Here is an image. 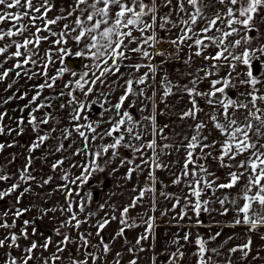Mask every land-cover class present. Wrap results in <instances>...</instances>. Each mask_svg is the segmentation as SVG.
Masks as SVG:
<instances>
[{
  "label": "snow or ice",
  "instance_id": "1",
  "mask_svg": "<svg viewBox=\"0 0 264 264\" xmlns=\"http://www.w3.org/2000/svg\"><path fill=\"white\" fill-rule=\"evenodd\" d=\"M55 7L53 0H0V85H4L0 93V138H3L0 139V155L17 147L25 150L21 153L25 157L22 167L10 171L0 165V201L15 198L14 203H8L0 211L2 264H123L120 251L109 261L113 248L102 235L113 221L120 225L113 241L123 237L129 243L126 230L144 227L135 244L127 247L131 256L128 264H140L139 254L144 252L151 253L149 264H185L189 255L185 243H193L191 227L203 226L201 216L213 213L218 216L231 213L232 220L225 226L243 227L244 240L221 251L236 239L235 235L228 236L216 247H209L222 232L210 233L207 238L197 233L195 251L191 253L194 264H220L216 257H224L226 264H234L233 254L237 253L241 261L252 260L259 264L264 260V256L254 250L253 242L256 235L264 240V0H70L53 18L49 13ZM61 22L60 31L53 30L52 26ZM44 42L51 46L41 51ZM70 42L79 48L75 53L68 47ZM161 43L170 44L173 50H161L158 47ZM132 44L136 47H130ZM185 48L188 53L182 62L189 69L188 83H175L165 73L159 88H153L163 64L173 56L179 60ZM210 48L215 49L214 54L208 51ZM130 53L138 54L139 59L147 63H132ZM71 55L88 59L89 71L78 74L71 70L65 59ZM156 57L162 58L159 64L153 63ZM195 58L203 59L205 65L192 70ZM209 60L211 64L207 63ZM57 63L61 67L49 75ZM125 66L132 71L123 85L116 84L123 94L115 103L111 101V88L108 92L99 91L97 99L88 101L97 91V84L107 83L105 77L119 74L118 79H123ZM142 68L147 71L141 73ZM225 68L227 72L221 75ZM65 74L73 79L64 82L56 93L57 82ZM90 74L92 79H89ZM21 80L24 81L22 86ZM205 81L209 88L200 91L199 85ZM241 88L244 91H240ZM46 90H51L48 95H45ZM150 90L151 96L148 95ZM9 92L11 94H7ZM157 95L161 102L173 95L181 100L188 98L190 106L178 115L182 121L193 122L188 126L191 135L186 133L176 143H160L168 138L164 135L165 129L157 126ZM56 100L62 101L58 105L60 110H67V124L62 129L61 120L52 111ZM19 101L26 102L21 105ZM128 101L131 103L125 108ZM145 101L152 102L153 114L143 117L150 121L151 132L146 126L138 130L140 120L129 110ZM13 104L14 107H7ZM97 104L102 110L101 119L92 121L86 113ZM144 110L141 108V113ZM201 113L206 119L200 117ZM105 122L110 127L101 131ZM50 124L55 126L47 127ZM209 124L218 133L211 140L212 132L205 133ZM29 130L33 134L31 143H21L20 138ZM73 134L83 141L81 147H74ZM148 135L152 139L147 140ZM106 138H110V142L96 145ZM49 140L56 143L49 145ZM169 148L175 150L177 160L165 164L161 156L171 155L165 151ZM181 150L184 153L182 166ZM37 151L42 155L37 157ZM58 153L62 155L51 163V170L61 172L60 179L64 183L58 185V190L66 193V205L46 208L33 203L20 207L34 183L42 187L54 179L49 175L38 181L33 174L35 160L46 163ZM78 155L86 156L88 162L71 165L81 168V174L75 176L63 165L70 156ZM102 157H107L103 166L99 163ZM18 158L16 153H10L8 165ZM209 158L217 161L219 167L229 169L227 182L221 183V177L210 169ZM116 161L113 174L126 168L124 181L131 182L135 174L137 181L144 176V183L133 185L130 203L116 207L106 202L99 206L101 210L110 209L103 217L93 223L98 212H89L82 220L80 216L85 213L92 195L87 193L77 205L74 197H79L80 192L71 186L82 187L90 177L103 173ZM174 166L178 171H172ZM158 171L170 172L171 186L180 187L181 191L187 189V193L181 196L166 191L168 185L159 180ZM158 196L172 201L171 208L161 211V216L179 208V213L172 217L179 222L176 226L181 228L185 220L189 222L186 228H181L184 235L174 233L159 252L153 236ZM137 208L142 209L138 213L139 220L130 214ZM33 209L36 216L25 218ZM57 211L63 219L53 229L54 236L59 237L54 239L39 232L36 221H43L50 212ZM192 217H195V225H192ZM83 224L95 228V233L81 232ZM93 239L97 241L95 244ZM150 240L152 243L145 247V242ZM21 241L27 244L22 245Z\"/></svg>",
  "mask_w": 264,
  "mask_h": 264
},
{
  "label": "rangeland",
  "instance_id": "2",
  "mask_svg": "<svg viewBox=\"0 0 264 264\" xmlns=\"http://www.w3.org/2000/svg\"><path fill=\"white\" fill-rule=\"evenodd\" d=\"M55 4V9L49 13L51 17H55L56 15L59 14V9L61 7L67 6V4L70 2V0H53ZM218 7V5H217ZM63 22L59 25L52 26L53 30L55 31H60V28L62 27ZM47 35V33H45ZM134 35H139V33H134ZM162 35L167 36L168 33H163ZM174 35V34H173ZM50 39H55L54 37H51ZM51 45L48 42H44L41 47V51L49 48ZM68 47L70 48L72 53H75V51H78L79 48L75 46L74 42H70ZM130 47L135 48L136 45L132 44ZM161 50H169L172 51V46L167 43H161L158 46ZM209 52H212L214 54L215 49H209ZM188 53V49H184V53L180 55V59L177 60L175 56H173L170 60H168L167 63L163 64L162 70L159 71L156 74L155 77V84H153V88L158 89L159 88V83L161 80V77L167 73L168 77L175 83L179 84H187L188 83V78H187V72L189 69H187L186 65L182 62L184 59H186V54ZM70 57H76L75 55H71ZM131 62L136 63H147V61H142L139 59L138 54H131ZM161 57H156L153 61L155 64H159L161 61ZM81 60V68L80 70L76 71L78 74L82 73L84 71H89V69L86 67V65H89L91 62L88 59H82ZM126 65L128 64V61L124 62ZM208 64H211L212 61L209 60L207 61ZM205 65V61L201 58H195L192 64V70L201 68ZM61 67L59 63L53 66L52 70L50 71L49 75L54 74L55 69ZM132 71L131 67L125 66L122 68V72L124 74L123 79H118L119 74L117 75H109L105 77L107 83L105 85H100L97 84L95 87L97 89L96 92L92 93L88 97V101H92L98 98V92L99 91H105L108 92L109 88L112 89L110 93L111 101L112 103H115L118 100V97L123 94L122 88L116 87V84L119 83L120 85H123L124 79L128 78V74ZM147 71L146 68L141 69V73ZM227 72V69L225 68L221 75ZM97 75H99V72H96ZM202 75V74H201ZM93 77L89 76V79H92ZM215 78V77H213ZM73 79L70 74H65L62 80L57 82L56 86V93H58L62 88H63V83ZM40 81H33L32 83H39ZM20 85H24V81H20ZM3 87L4 85H0V93L3 92ZM209 88V84L207 81L202 82L199 85L200 91H207ZM51 90H46L45 95H48ZM240 91H244L243 88L240 89ZM7 94H11L10 92ZM235 95H238L239 93H234ZM77 95H81L80 93H77ZM148 95L151 96L152 92L151 90L148 92ZM30 98V97H29ZM99 99H103V97H100ZM135 99V97H133ZM64 100H67V97L64 98ZM26 101H19V104H23ZM61 100H56L54 103L56 107L52 110L55 115H57L58 119L61 120V124L59 127L62 129L66 124H67V110H60L58 108L59 103H61ZM131 103V101L126 102L125 108L128 107V104ZM151 101H145L144 104H136L135 108L129 109L134 113V115L140 120V125H138V130H143V128L146 126L148 128V131L151 132V123L150 121H145L143 117L149 116L150 114H153L152 108H151ZM155 103L157 105L156 107V115H157V126L158 127H163L165 129L164 135L168 138L167 140H161L160 143H176L180 141L183 136L187 133L188 135H191V131L189 129V125L192 124L193 122L190 120H180L178 113L185 109L186 107H189L190 105L188 104V98L185 96L183 100L180 99L178 95H173L170 96L166 99V101L161 102L160 101V96L157 95L155 97ZM15 104L9 105L7 107L11 108L14 107ZM201 106L204 109H207V105L201 102ZM141 108H144L145 110L143 113H141ZM100 111L99 105H94L90 111H88L86 114L90 115L92 118V121H99L101 119L100 117ZM16 115H19V113H16ZM27 115V113H25ZM200 117L202 119H206L203 113L200 114ZM103 119L106 121L107 120V114L103 117ZM55 126L54 124H50L47 127H52ZM110 125L108 123H103L101 125V131L106 130L109 128ZM208 131L212 132V135L210 136V140L216 138L218 133L212 129L211 124H209L208 129L205 130V133L207 134ZM56 135L59 137L60 132L58 131ZM33 138V134L29 132L20 138L21 143L24 144H30L31 140ZM3 139V138H0ZM7 139H11V137H8ZM147 140L152 139L151 135H148L146 137ZM72 140L75 142L74 147H81L83 145V141L80 139L79 136L73 134ZM110 142V138H106L103 141H97L96 145H99L101 143H108ZM49 145H54L56 141L54 140H49L47 142ZM93 150L95 151L96 148L94 147ZM25 150L21 149L19 147L13 148V149H8L3 155H0V165H4L6 168H8L10 171H15L17 168H20L23 166L25 163V157L21 153H23ZM71 151V150H70ZM166 152L172 153L171 155H162L161 159L164 161L165 164H168L169 162H174L177 160V154L174 149L169 148L165 150ZM16 153L18 155V160L12 164L8 165V160L10 159V153ZM67 154V153H66ZM65 154V155H66ZM124 153L122 152V155ZM37 157L41 156L42 153L37 151L35 153ZM62 154H56L55 156H52L48 159V161L45 163L42 160H35L34 165H33V174L37 176V180L41 177L47 178L49 175H53L54 179L51 183L48 185H44L42 187L37 186L36 183L33 184V190L27 194H25L23 198V203L20 205V207H27L30 204H36L42 207L46 208H52L56 207L59 208L62 205H66L65 201V196L66 193L58 190V185L63 184L64 182L60 179L61 172L60 170H57L56 173H53L51 170V163L54 162L55 159H58L61 157ZM110 155V153H109ZM184 153L181 150L180 152V157H181V166H182V157ZM243 158V157H241ZM107 159V157H102L99 160V163L101 166L104 165V160ZM88 162V158L84 155H78V156H70L69 159L65 161V164L63 165V168L65 170H68L70 173L74 174L75 176H78L81 174V168L80 167H71V165H83ZM118 161L112 163L108 167H106L105 171L103 173L97 172L94 174L92 177H90L89 181L83 185L82 187H77V186H71L75 189V191L80 192L79 197H74V203L78 205L79 200L81 197H84L87 193H91L92 195V200L87 203V206L85 208V213L80 216V218L83 220L87 213L89 212H98V216L93 218V223L95 222L96 219H99L100 217H103L105 212H109L110 209L105 208L101 210L99 208L100 205L105 204L106 202H110L111 204L115 205L116 207H123L125 204L130 203V197L133 195L131 189L133 185L139 183L143 184L145 177L140 176L139 181L135 179V174H134V179L131 182L124 181L122 177L124 176L125 172L127 171L126 168H120L119 171L115 172L113 174L112 169L116 167V164ZM139 163V161H137ZM210 169L216 173V175L221 177L220 182H227L226 181V174L229 171L227 168H221L219 167L217 161L212 160L209 158L207 161ZM172 171H178V169L174 166L172 168ZM157 177L159 178L160 181H163V185H168V187L165 189L168 192L176 193L177 195H185L187 193V189H184L181 191L180 187H175L171 186V179H170V172L168 171H158L156 173ZM163 185L160 187L163 188ZM227 191V190H225ZM158 198V206H157V211L155 213L157 217V223L154 228L153 236L155 237V248L156 251L159 252L162 248V246L170 241L172 239V236L174 233H177L178 231L183 232L181 228H186L188 225V220H185L181 228H178L176 225L179 223L176 220H173L172 217L175 216L176 214L179 213L180 209L177 208L176 211L169 212L167 216H161V211L170 209L172 201L170 200H165L163 197H157ZM15 198L10 197L7 198L6 201H0V211L3 210L4 207L7 206L8 203H14ZM150 203V201H149ZM147 207V204L145 205ZM216 207H219V205H216ZM78 212V207L75 209ZM142 209L137 208L134 211H132L130 214L132 217L136 218L137 220L140 219L138 213H140ZM36 210L33 209V211L29 212L25 218L29 217H34L36 216ZM151 215V213H149ZM60 219H63L61 217L60 212L57 211L56 213H49L48 216L43 220V221H36V226L39 232L44 233L46 236H53L54 239H59V237H55L53 234V229L58 226ZM201 220L203 221V226L200 227V229H204L205 233L208 234L209 225H213V223H216V221H220L219 225L221 224H226L228 221L232 220V214H229L228 216H218L215 213L212 214V216H209L208 214H203L201 216ZM210 223V224H208ZM192 225H195V217H192ZM120 225L118 221H113L102 233L104 239L108 242L111 243L112 248H113V253L108 257L109 261H112V257L114 256L115 252L120 251L123 254V264H128V260L131 258L130 254L127 253V247L134 245L135 240L138 235L142 234L144 232V227H138L134 229H129L126 230V237L127 241L129 243L125 242V239L123 237L116 239L115 241L112 240V237L116 233V231L119 229ZM192 228V227H191ZM81 232H88L91 231L95 233L96 229L90 227L88 224H83L80 228ZM198 231V230H197ZM198 233V232H197ZM196 233V234H197ZM73 235L75 236L76 233L73 231ZM181 237L183 236L182 234H179ZM37 239L41 240V243L43 242L41 237H36ZM94 244L97 242L96 239H93L92 241ZM22 245H26V241H21ZM152 241H146L144 246L148 247L149 244H151ZM181 243H185L184 241H181ZM192 244L191 246H193ZM196 247V246H195ZM195 247L193 246V249L188 252V249L185 247V251L189 254L188 259L186 260L185 264H194V258L191 256V253L195 251ZM73 250H75L73 246ZM16 255L19 256L20 253L16 252ZM47 255V254H46ZM68 254L65 253V256ZM140 264H149V257L151 255L150 252H144L140 253ZM0 264H2V259H0ZM102 264V262H101Z\"/></svg>",
  "mask_w": 264,
  "mask_h": 264
},
{
  "label": "crops",
  "instance_id": "3",
  "mask_svg": "<svg viewBox=\"0 0 264 264\" xmlns=\"http://www.w3.org/2000/svg\"><path fill=\"white\" fill-rule=\"evenodd\" d=\"M235 191L236 190H233V192H235ZM203 224H206V223H203ZM208 224H210V223H208ZM225 225L226 224L219 225L217 223H213V226L211 227V229H209L208 234H204L205 233L204 229H200V227L193 226L191 228V232H192L191 239L193 240L192 244H194V240L196 238L197 232H198V234H200L204 238H207L210 233L214 234L216 231L222 232L221 236L218 237L216 241H213L209 244V247H216L219 244H222L223 241L225 239H227L228 236L235 235L236 239L230 241L228 245H225V249H222L221 251H225L228 247L235 246L236 244H238L244 240L245 230L243 227L237 226L235 228H232V227H227ZM178 233L184 235V231L183 232L178 231ZM253 242H254V250L259 251L261 253V256H264V240H261L260 237L258 235H256L253 237ZM192 244L185 243V247L188 249V252H190L193 249V246L195 247V244L193 246H191ZM233 257H234V264H257V261H252V260L241 261L239 259L238 253L233 254ZM216 259L220 262V264H226L224 257H216ZM259 264H264V260L259 261Z\"/></svg>",
  "mask_w": 264,
  "mask_h": 264
},
{
  "label": "water",
  "instance_id": "4",
  "mask_svg": "<svg viewBox=\"0 0 264 264\" xmlns=\"http://www.w3.org/2000/svg\"><path fill=\"white\" fill-rule=\"evenodd\" d=\"M66 63L70 67L71 70H80L81 68V60L79 57H66Z\"/></svg>",
  "mask_w": 264,
  "mask_h": 264
}]
</instances>
